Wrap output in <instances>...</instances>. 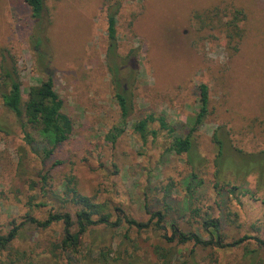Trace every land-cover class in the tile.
Masks as SVG:
<instances>
[{"label":"rangeland","instance_id":"374dc122","mask_svg":"<svg viewBox=\"0 0 264 264\" xmlns=\"http://www.w3.org/2000/svg\"><path fill=\"white\" fill-rule=\"evenodd\" d=\"M106 1L46 0L37 50L33 35L39 29L29 6L24 0H0V64L3 50H9L20 70L25 100L30 87L51 74L64 112L74 122L71 139L43 161L0 100V124L8 131L0 133V232L8 234L24 224L11 249L0 251V264L160 263L156 246L169 244L161 238L165 232L153 226L144 231L127 224L93 227L72 256L58 250L61 223L46 230L24 223L29 213L41 221L53 212L76 213V207L62 201L70 175L80 193L109 205L114 220L128 216L147 222L149 211L164 212L169 205L166 225L186 232H199L202 218L193 217L195 209L221 218L230 240L256 236L257 226L264 230V182L260 184L259 176L242 181L227 171L229 183L223 187H240L233 194L227 188L221 191L215 178L217 138H228L232 156L239 150L264 151V0H110L122 3L119 82L133 104L126 131L114 144L105 137L120 125L121 109L107 65ZM217 7L222 12L213 20L195 19ZM232 8L246 15L238 45L226 39L223 26ZM40 51L50 58L41 60ZM202 84L209 89L208 115L191 133L190 162L189 156L170 150L173 138L159 118L189 134L200 112ZM148 115L155 121L143 138L136 124ZM233 160L230 156L227 164L232 166ZM193 173L203 185L189 193L185 182ZM245 189L258 200L244 195ZM173 248L174 264H264V249L253 240L248 248L257 251L256 257H245L243 247Z\"/></svg>","mask_w":264,"mask_h":264},{"label":"trees","instance_id":"16d2710c","mask_svg":"<svg viewBox=\"0 0 264 264\" xmlns=\"http://www.w3.org/2000/svg\"><path fill=\"white\" fill-rule=\"evenodd\" d=\"M31 9V15L37 27V33L33 35L36 49H40L42 39L39 32H42L44 26V12L46 9V0H24ZM107 12L108 23V40L109 47L107 52V65L113 81L117 86L116 99L121 109V123L113 127L106 135L105 139L111 143H116L117 140L125 133L128 119L132 114L133 104L131 99L127 96L126 89L120 85L119 79L121 74L120 57L118 55L119 38H118V14L122 7L120 1L107 0L104 5ZM222 12L219 7L212 9L204 14H196L195 19L199 22L210 21L217 17ZM232 16L223 24L226 32V39L230 43L237 45L243 38V30L240 24L245 20L246 15L243 10L232 8ZM41 54L42 59H49L46 53ZM200 90V112L195 119V127L186 136L179 133L174 126L167 123L164 117L159 118L161 128L168 130L173 138V143L170 150L179 156L187 155L192 161L193 140L191 133L195 131L196 127L204 124L208 115L209 107V89L208 86L202 84L199 86ZM0 100L3 106L11 111L17 118L24 140L34 153L43 157V161L51 159L56 153L60 145L68 142L74 134V122L72 118L64 112V101L58 95L55 89V83L51 74L47 79L42 81L39 85L30 87L27 93V99H24L22 81L20 77V70L16 59L9 50L4 49L2 53V60L0 64ZM153 115L146 116L145 119L136 124V130L140 132L143 138H146L148 131V124L154 122ZM0 133H8L7 128L0 124ZM153 137L157 136V131L150 132ZM228 138H217L218 155L216 158V174L215 178L217 185H222V190L233 194L240 190V187L230 186L228 184L226 173L230 171L231 174L237 178H242V181L252 174H257L260 178V184L264 182V151L258 153H244L243 151H236L232 156ZM233 157V164H227V158ZM43 181L47 183L48 176L43 175ZM189 179L195 182L192 186ZM189 179H186L188 192L192 193L196 188L203 185L202 180H198V176L193 173ZM264 184V183H263ZM169 187L167 191H169ZM244 195H249L255 200H258L257 194L249 189L242 190ZM170 192V191H169ZM64 195L62 201L66 204H72L77 208L76 213L71 212H53L45 220H37L29 213L26 216L24 223L36 224L39 229L46 230L54 224L61 223L63 229V239L58 245V250L68 255H77L82 246V237L85 236L93 227L106 226L113 229H118L127 224L131 228H136L139 231H144L152 226L158 231L165 232L161 238L169 244V248L161 245L156 246V254L159 257V264H174L175 254L172 252L173 246L193 244L195 248L200 249H227L243 247L245 249V257H256L255 250L248 248L252 240L256 243L259 249H264V230L257 226L256 236H244L239 239H232L228 233L223 229V221L221 218H213L209 213L204 216L200 209L193 210V217L202 218L198 231L186 232L176 225L167 223L168 212L171 207L166 205L165 211H149L151 218L147 222H137L128 217L121 216L116 220L113 219V214L107 203L96 202L94 198L83 195L77 188L75 176L67 177L64 184ZM43 205V204H42ZM41 206V204H37ZM155 221V222H154ZM15 225V223H14ZM23 223L14 226L8 234L0 232V251H8L15 239L20 235V229Z\"/></svg>","mask_w":264,"mask_h":264}]
</instances>
